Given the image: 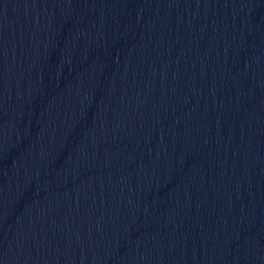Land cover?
<instances>
[{
    "label": "water",
    "instance_id": "95a60500",
    "mask_svg": "<svg viewBox=\"0 0 264 264\" xmlns=\"http://www.w3.org/2000/svg\"><path fill=\"white\" fill-rule=\"evenodd\" d=\"M0 264H264V0H0Z\"/></svg>",
    "mask_w": 264,
    "mask_h": 264
}]
</instances>
